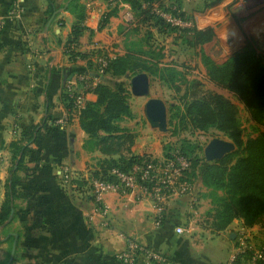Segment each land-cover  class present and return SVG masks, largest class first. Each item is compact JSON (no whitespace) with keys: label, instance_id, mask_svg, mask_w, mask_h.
I'll use <instances>...</instances> for the list:
<instances>
[{"label":"crops","instance_id":"crops-1","mask_svg":"<svg viewBox=\"0 0 264 264\" xmlns=\"http://www.w3.org/2000/svg\"><path fill=\"white\" fill-rule=\"evenodd\" d=\"M174 1L151 3L153 7H168ZM232 1L177 0L195 28L213 27L227 42L244 37L242 30H246L232 15L244 7L235 10L232 6L230 13ZM245 1L249 2L238 3ZM53 2L57 11L46 20V0H0V18L4 20L0 36V170L10 153L8 145L17 140L20 131L43 123L24 159L21 199L16 200L21 204L14 209L23 232L18 235L13 264H123L117 254L131 238L163 257L162 261L141 257L140 264H225L241 233L255 246L264 247L263 222L248 227L236 218L224 230L213 226L212 200L205 194L209 189L198 178L191 181L190 193L167 200L161 225L155 224L150 199L135 192L108 194L105 199L110 208L105 223L98 215L90 219L98 212L96 205L87 184L78 189L76 180L91 176L106 157L81 128V112L68 101V88L83 93L89 102L97 99L93 88L104 78L98 76L100 60L110 61L128 52V33L133 26L143 24L139 10L147 8L149 2L80 0L85 28L74 46L82 55L78 57L65 52L77 9L70 7L72 0ZM15 5L17 16L12 14ZM112 10L116 14L100 27L104 15ZM228 30H233V35L226 38ZM130 106L133 117L118 124L135 134L133 152L163 158L155 128L148 122L143 124ZM65 166L75 175L67 183L60 173ZM2 195L0 208L4 192ZM177 227L186 231L178 234ZM5 245L6 241L0 245V263Z\"/></svg>","mask_w":264,"mask_h":264},{"label":"trees","instance_id":"trees-1","mask_svg":"<svg viewBox=\"0 0 264 264\" xmlns=\"http://www.w3.org/2000/svg\"><path fill=\"white\" fill-rule=\"evenodd\" d=\"M46 1L48 4L46 20H48L54 16L57 9L53 0ZM147 1L149 6L139 10L140 21L145 23L151 17H155L165 29L176 30L153 12L154 8L151 3L153 0ZM219 1L221 0L216 2ZM176 4L181 9L177 0L170 6ZM70 7L77 9V21L66 43L65 52L70 57H78L82 55L76 51L74 46L78 44L85 28L83 26L84 6L80 0H72ZM115 14L116 11L112 10L104 15L100 27H103ZM181 15L184 16V13L182 12ZM157 25L154 23V27ZM183 33L189 39L193 38L201 46L212 39L215 30L213 27L205 29L194 27L184 30ZM201 59L210 79L236 95L250 113L251 120L255 124L264 125V58L257 52L251 40L246 39L244 46L222 63L215 62L204 53L201 54ZM155 67L157 66L151 59L138 58L128 50L125 55L111 59L106 72L118 77L126 74L134 76L141 72L156 75L158 71L155 70ZM168 70L173 69L169 68ZM93 91L97 95V99L88 101L81 111L80 126L106 158L100 162L99 168L91 175L114 180L110 174L112 169L129 171L136 164H141L144 160L153 157L146 153L135 154L132 150L135 134L118 124L124 118L133 117L128 91L114 89L104 82L97 83ZM183 118L197 130L218 129L236 145L234 152L227 154L221 160L209 163L200 177L198 170L205 157L195 154L196 146L184 143L178 152L189 159L191 163L185 172L187 180L191 182L198 177L207 188L223 192V196L212 198V204L216 205L213 206L216 207L214 214L210 212L213 217V226L217 230H224L236 218L243 219L244 225L248 227L264 223V135L244 139L237 105L215 92H193L191 100L185 106ZM36 133L31 131L28 140H35ZM10 147L20 157L18 170L23 169L28 147L20 146L18 140L12 141ZM170 155L165 154V157ZM86 181V179L78 178L76 180L78 189L85 186ZM17 182L18 180L14 176L8 181V197L0 210V226L9 219L11 209H15ZM242 259L239 258L236 264H243Z\"/></svg>","mask_w":264,"mask_h":264},{"label":"rangeland","instance_id":"rangeland-1","mask_svg":"<svg viewBox=\"0 0 264 264\" xmlns=\"http://www.w3.org/2000/svg\"><path fill=\"white\" fill-rule=\"evenodd\" d=\"M208 1L215 3L217 0ZM238 1L239 0H233L232 3H230L228 7L230 13L232 11V6H234L233 8L235 10L238 9V5H236ZM232 15L237 19L239 25L242 23L245 25L246 32L242 30L244 37L239 36L237 38L238 40L232 38L231 41L227 42L224 41L223 37H218L215 33L210 41L205 42L201 46L197 44L193 38L189 39L186 37L187 35L182 32H178L175 29L170 31L165 29L163 24L155 17H151L148 22L142 25L133 26L126 39L127 49L138 58L151 59L154 65L157 66L155 70L158 71V74H148L150 77V95L148 97H136L131 93L130 74H126L129 75V77H126V75L118 77L110 72H106L102 79V82L110 85L114 89L128 91L129 102L134 108V114L140 116L141 121L145 125L148 122L145 114V104L147 100L149 98H160L165 102L167 106L168 131L162 132L158 128L154 129L160 136V144L164 154L179 152V149L185 143L196 146L195 154L204 157V148L213 138H222L232 141L227 135L216 128H211L207 131L194 129L189 122L183 118L185 106L191 100V94L195 91L215 92L235 103L239 109V119L244 139L264 135V125L255 124L251 120L250 113L246 110L242 101L230 90L212 81L202 63V53L207 54L217 63L224 62L234 52L244 46L243 44H245L246 39L251 40L257 52L264 58V0L245 1L244 10L238 14ZM154 23L158 25L154 27ZM236 31L240 33L239 29ZM169 68L173 70H168ZM72 93L76 94L77 91H73ZM67 95L68 101L72 103V97L69 94ZM42 124L43 123L37 125L40 126ZM12 125L14 126V124ZM37 125L32 126L29 130L20 131L17 137L20 146L26 145L28 150L33 148L40 132L39 130L41 129H38ZM31 131H35V133L37 131V136L35 140L29 141L28 139ZM8 146L9 148H7L10 153L5 166L0 170V200H2L3 192L4 201L2 205L5 200H7V184L9 179L14 176V178L16 177L18 180L14 203L15 206L19 207L21 203H16V200L21 199V196H19L21 191V178L25 175L24 173L26 170L25 168L18 170L20 157L14 152L15 150L13 151L11 149L10 144ZM4 148L5 146L1 147V149ZM190 154L194 156V154ZM209 163L211 162H207L205 159L201 163L198 170L199 177ZM16 165L17 168L15 169ZM20 167H22V165H20ZM198 179L200 180V178ZM86 188L89 189V186ZM208 189L209 191L205 194L211 200L217 196H223L222 191ZM22 206L25 208L24 204ZM213 206L216 205L212 204L210 209L212 214L216 211V207ZM24 210L26 211V209ZM21 232H23V226L21 223H18V215L16 214V210H14L12 220L9 222L7 220L0 226V245L6 241L2 255L3 259L0 264H6L10 257L14 242V236L11 233L20 235ZM18 241L19 236L17 245Z\"/></svg>","mask_w":264,"mask_h":264},{"label":"built area","instance_id":"built-area-1","mask_svg":"<svg viewBox=\"0 0 264 264\" xmlns=\"http://www.w3.org/2000/svg\"><path fill=\"white\" fill-rule=\"evenodd\" d=\"M238 10L244 7L243 3H238ZM12 14L19 15L18 6L15 5ZM153 12L162 18L167 24L176 28L178 32L194 28V22L181 15L182 9L178 5L161 7L154 6ZM4 28V20L0 18V36ZM98 69V76L106 74V68L109 61L101 59ZM68 88V93L72 97L73 106L76 112L80 113L87 104V99L83 93H72ZM190 160L178 152L172 153L168 157L151 158L144 160L141 164H136L129 171L112 169L110 174L114 180L103 178L102 176H89L87 186L96 205L97 213H93L90 219L97 215L106 221L109 213V205L106 196L110 193L127 194L138 193L140 196L149 198L155 211L154 221L156 225H161L165 220V206L167 200L172 196L188 194L192 190V185L186 179L185 172L189 169ZM62 181L70 182L74 178L72 168L65 166L61 169ZM186 230L183 227H177L176 232L183 234ZM118 259L123 264H140L141 257L149 260H163L160 253L155 252L136 239H128L126 248L117 254ZM239 258H243V264H264V247H257L251 241L246 233H241L237 244L231 250L225 264H236Z\"/></svg>","mask_w":264,"mask_h":264},{"label":"water","instance_id":"water-1","mask_svg":"<svg viewBox=\"0 0 264 264\" xmlns=\"http://www.w3.org/2000/svg\"><path fill=\"white\" fill-rule=\"evenodd\" d=\"M51 22V20H50ZM49 22V23H50ZM129 77V75H126ZM131 93L136 97H148L150 95V77L148 73L141 72L130 78ZM145 114L149 125L152 128H158L162 132L168 131L167 106L160 98H149L145 104ZM236 150V145L226 139L213 138L204 148V157L207 162H214L223 159L227 154ZM17 168V165L15 166ZM14 208L8 222L12 220ZM14 242L10 257L6 264H12L16 251L18 234L13 233Z\"/></svg>","mask_w":264,"mask_h":264},{"label":"clouds","instance_id":"clouds-1","mask_svg":"<svg viewBox=\"0 0 264 264\" xmlns=\"http://www.w3.org/2000/svg\"><path fill=\"white\" fill-rule=\"evenodd\" d=\"M231 35H233V30H228V31L226 32V38H227L228 36H231Z\"/></svg>","mask_w":264,"mask_h":264}]
</instances>
